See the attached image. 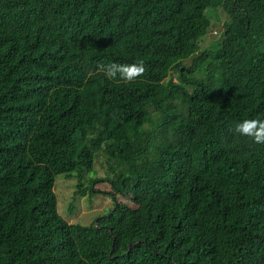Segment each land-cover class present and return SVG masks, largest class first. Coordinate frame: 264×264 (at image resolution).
<instances>
[{"label":"trees","instance_id":"1","mask_svg":"<svg viewBox=\"0 0 264 264\" xmlns=\"http://www.w3.org/2000/svg\"><path fill=\"white\" fill-rule=\"evenodd\" d=\"M138 61L130 83L97 67ZM244 119H264V0H0V264H264ZM59 174L111 207L68 222Z\"/></svg>","mask_w":264,"mask_h":264},{"label":"rangeland","instance_id":"2","mask_svg":"<svg viewBox=\"0 0 264 264\" xmlns=\"http://www.w3.org/2000/svg\"><path fill=\"white\" fill-rule=\"evenodd\" d=\"M219 35L217 28L210 30L209 38H216ZM209 38L200 42V47L207 45ZM187 60H185V63ZM98 169V175L104 174V169L99 162H95ZM76 178L67 179L63 174L55 177L54 191L57 197V210L59 214L68 222L79 223L83 225L90 224L96 217L106 213L111 207L110 198L104 194L79 195L76 192ZM95 187L104 189L107 187L104 182L96 184Z\"/></svg>","mask_w":264,"mask_h":264},{"label":"clouds","instance_id":"3","mask_svg":"<svg viewBox=\"0 0 264 264\" xmlns=\"http://www.w3.org/2000/svg\"><path fill=\"white\" fill-rule=\"evenodd\" d=\"M97 67L108 79L129 83L143 76L147 71L142 61L130 64L100 63ZM231 131L240 136L251 138L255 144L264 145V119H244L235 123Z\"/></svg>","mask_w":264,"mask_h":264}]
</instances>
